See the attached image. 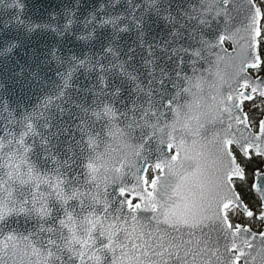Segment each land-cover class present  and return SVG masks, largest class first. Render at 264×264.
<instances>
[{
    "label": "snow or ice",
    "instance_id": "obj_1",
    "mask_svg": "<svg viewBox=\"0 0 264 264\" xmlns=\"http://www.w3.org/2000/svg\"><path fill=\"white\" fill-rule=\"evenodd\" d=\"M32 7L0 0V264H264V0Z\"/></svg>",
    "mask_w": 264,
    "mask_h": 264
},
{
    "label": "water",
    "instance_id": "obj_2",
    "mask_svg": "<svg viewBox=\"0 0 264 264\" xmlns=\"http://www.w3.org/2000/svg\"><path fill=\"white\" fill-rule=\"evenodd\" d=\"M28 2L30 6L34 4V7H32V12L38 16L40 12L43 11L44 6L48 2V0H43V3L41 2V0H28ZM51 3L53 4V7H55V5L59 3V0H51ZM261 162H262L261 168H264V160H261Z\"/></svg>",
    "mask_w": 264,
    "mask_h": 264
},
{
    "label": "rangeland",
    "instance_id": "obj_3",
    "mask_svg": "<svg viewBox=\"0 0 264 264\" xmlns=\"http://www.w3.org/2000/svg\"><path fill=\"white\" fill-rule=\"evenodd\" d=\"M262 162H261V159H259V158H257V159H254L253 161H252V163L249 165V169H248V171H249V176L251 175V173H252V170L250 169V166H255V165H259V164H261Z\"/></svg>",
    "mask_w": 264,
    "mask_h": 264
},
{
    "label": "flooded vegetation",
    "instance_id": "obj_4",
    "mask_svg": "<svg viewBox=\"0 0 264 264\" xmlns=\"http://www.w3.org/2000/svg\"><path fill=\"white\" fill-rule=\"evenodd\" d=\"M261 165H262V163L261 164H259V165H255V166H250V169L253 171V170H255V169H257V168H261ZM252 182V176L250 175L249 176V184ZM249 198H251V197H249Z\"/></svg>",
    "mask_w": 264,
    "mask_h": 264
}]
</instances>
